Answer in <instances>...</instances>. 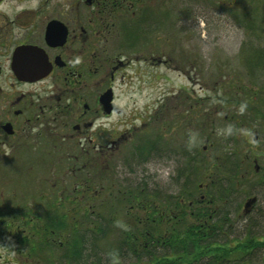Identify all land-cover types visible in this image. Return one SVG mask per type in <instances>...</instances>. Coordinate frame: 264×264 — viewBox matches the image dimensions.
<instances>
[{"label":"rangeland","instance_id":"1","mask_svg":"<svg viewBox=\"0 0 264 264\" xmlns=\"http://www.w3.org/2000/svg\"><path fill=\"white\" fill-rule=\"evenodd\" d=\"M143 2L140 0L138 4L143 6ZM148 5L151 17L158 16V10L166 14L173 10L172 22L165 21L163 28L154 31L150 25L146 34L130 46L123 43L120 29L129 15L109 16L114 24L112 32H107L106 43L131 59L128 83L118 88V115H127L126 121L143 115V128L139 132L140 127L125 131L113 149L108 150L114 151L107 157L108 161L104 158L97 163L87 159L86 162L79 159L77 162L72 159L56 163L40 161L36 169L29 171L38 177L39 185L48 182L55 188L68 173L65 167L70 166L69 200L79 195L88 206L102 202L113 213L117 199H124L133 191L122 186L128 184L133 188L140 183L150 192L158 189L163 196L175 194L182 182L192 186L199 182L196 175L188 173L191 158L215 162L223 171L219 176L223 175L225 182L234 180L231 184L235 189L229 191L228 205L230 237L242 236L247 231L257 233V237L264 236V182L261 180L264 174V64L246 60L250 50L264 48V0H149ZM246 19L251 23L253 20L255 29L245 27ZM144 131H148L145 138L156 144L147 150L150 156L140 160L135 149L139 142L135 140ZM229 147L236 154L237 162L243 160L237 177L230 174L234 165H231L233 157L227 153ZM17 167L16 161L3 164L0 183L9 179L17 182L23 177ZM91 177H99L97 186L102 187L101 193L93 196L79 189L77 195L76 189L80 188L77 183ZM200 182L206 183V180ZM246 195L254 196L255 200L243 212ZM45 203L40 197L38 222H31L30 227L29 222L0 223V264L54 263V257L59 256L57 250L48 251L45 247L39 251L38 248L39 241L46 240V244L56 239L48 236L43 220L47 212L43 209ZM57 206L56 211H49L66 212L67 226L71 213L76 209L86 210L82 204H70L65 209ZM82 216L78 215L80 222H83ZM57 249L61 252L62 248ZM238 256L243 258L234 264H264L262 248ZM106 263L105 260L103 264Z\"/></svg>","mask_w":264,"mask_h":264},{"label":"flooded vegetation","instance_id":"2","mask_svg":"<svg viewBox=\"0 0 264 264\" xmlns=\"http://www.w3.org/2000/svg\"><path fill=\"white\" fill-rule=\"evenodd\" d=\"M139 1L0 0V167L16 161L23 176L0 183V223L38 222L40 197L44 210L70 207V166L55 190L29 171L38 162L108 161L125 131L145 125L143 115H118L131 59L106 44L109 16L143 8L147 18L149 0ZM98 178L78 182L76 193L97 196Z\"/></svg>","mask_w":264,"mask_h":264},{"label":"trees","instance_id":"3","mask_svg":"<svg viewBox=\"0 0 264 264\" xmlns=\"http://www.w3.org/2000/svg\"><path fill=\"white\" fill-rule=\"evenodd\" d=\"M158 11V16L147 15L146 18L141 8L139 16H128L121 25L123 43L130 45L142 38L146 34L143 28L146 20L149 21V27L152 25L153 31L163 28L165 21L172 22L173 10L167 11V14L166 11H161L162 16ZM252 23L246 19L244 25L253 30L255 28ZM166 24L171 25L169 22ZM140 27L143 29L139 30ZM246 60H256V64L263 66L264 48L250 50ZM255 112L258 113L257 109ZM144 133L136 140L139 145L135 149L140 160L150 156V151L147 150H152L155 148L154 143L156 144L145 138L148 131ZM143 138L145 142L142 141ZM227 153L233 157L231 165L234 168L230 170V174L237 177L236 173L243 160L237 162L235 159L238 158L230 147ZM214 163L191 158L188 173L196 175L199 182L195 186L182 182L175 194L163 196L158 189L150 192L140 183L133 188L126 184L122 187L133 191L124 199H117L113 213L102 202L88 206L76 193L78 196H74L70 204L86 205L83 206L86 210L76 209L71 213V222L67 226L66 212L56 213L57 205L47 209L43 220L48 236L56 239L46 244V240L39 241V251L45 247L48 251L57 250L59 256L54 257L53 264H98L100 261L103 264L105 260L106 264H234L241 261L243 257L238 254L247 255L255 249H264V236L257 237V233L247 231L242 236L230 237L228 205L229 191L235 189L232 185L234 180L230 182V178L225 182V177L221 174L219 176V172L224 174L223 171ZM210 168L215 171L210 172ZM202 180H206V183H201ZM261 180L264 182V174ZM246 196L242 210L245 201L251 197ZM89 208L90 211L87 210ZM54 209L55 211H49ZM80 213L83 214V222L78 219ZM28 226H31V222ZM57 247L62 248L61 252Z\"/></svg>","mask_w":264,"mask_h":264},{"label":"water","instance_id":"4","mask_svg":"<svg viewBox=\"0 0 264 264\" xmlns=\"http://www.w3.org/2000/svg\"><path fill=\"white\" fill-rule=\"evenodd\" d=\"M255 200V198L254 197H252V198H250V199H248L245 203H244V211H246L247 210V207L253 202Z\"/></svg>","mask_w":264,"mask_h":264}]
</instances>
